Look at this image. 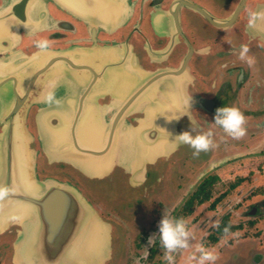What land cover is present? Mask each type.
Segmentation results:
<instances>
[{
    "label": "water",
    "instance_id": "obj_1",
    "mask_svg": "<svg viewBox=\"0 0 264 264\" xmlns=\"http://www.w3.org/2000/svg\"><path fill=\"white\" fill-rule=\"evenodd\" d=\"M48 2L86 22L93 36L117 30L131 12L130 0H12L0 10V54L7 53L0 56V94L5 96L0 115V238L14 236L13 264H106L113 253L110 225L76 186L41 179L38 154L48 164L72 166L82 179L106 177L121 159L126 161L123 131L130 129L125 116L135 107V98L168 73L133 70L138 65L128 45L18 49L21 30L30 34L50 24ZM255 13L253 38L264 48V3ZM50 89L59 103L43 102ZM108 95L113 103L101 104L99 99ZM118 97L124 99L118 103ZM157 103L143 106L148 114L138 136L131 137L138 147L134 177L146 172L147 163L175 150L178 133L163 126L173 114L167 104ZM33 106L34 133L28 122ZM157 120L160 130L154 126Z\"/></svg>",
    "mask_w": 264,
    "mask_h": 264
},
{
    "label": "flooded vegetation",
    "instance_id": "obj_2",
    "mask_svg": "<svg viewBox=\"0 0 264 264\" xmlns=\"http://www.w3.org/2000/svg\"><path fill=\"white\" fill-rule=\"evenodd\" d=\"M11 1L0 0V10ZM187 2L196 4L203 13L189 6ZM263 3L264 0H130L131 12L124 25L111 33L101 30L93 36L86 22L74 17L55 3L48 2L50 24L30 34L21 30L18 49L28 47L32 50L40 41L45 42L44 47L52 49L67 48L76 44L87 46L94 42L101 46L128 45L138 65L137 69L132 66L133 70L142 69L150 74L158 71L168 73L158 81L152 80L149 91L135 98V107L125 116L130 129L123 131L128 149L126 161L121 159L106 177L91 182L82 179L72 166L63 165L61 162H53L49 165L52 167L46 168L42 154H38L37 174L41 179L52 177L73 184L110 225L114 256L107 264H120L124 260L121 248L124 235L121 234L119 227L121 229L125 226L127 229L141 227L134 230L135 233L138 231L141 234L147 226L157 224L161 213L166 209L167 214H175L178 204L171 209L163 207V193H168L171 189L182 192L180 197H177L179 200L184 199L180 215L175 214L180 218H187L195 206L204 203L199 201L202 190L210 189V196L205 201L212 200L209 204L212 209L226 195L227 192H222L211 198L213 186L218 180V176L214 174L198 177L201 181L192 184L189 193L188 187L191 182L186 181L187 175L189 176L190 169L193 170L197 165L195 162L191 167L194 160L202 159V151L196 156L186 157V152H193V149L178 142L173 147L175 150L166 156L157 157L154 162L147 163L146 172H139L134 177L132 166L135 164L138 147L134 146V139L131 137L138 136L143 119L148 114L143 106L149 105L148 103L157 106L159 101L168 105L166 109L169 115L171 113L179 116L174 123L169 122L173 119L168 123L163 122L164 130L174 127L177 133L189 130L192 134L211 130L213 141L209 147L211 151L219 148L218 145L221 143L236 144L240 148L248 137H255L256 130L258 133L264 130V48L253 38V24L249 25L251 14ZM241 45L247 46L246 56L253 58L252 64L238 56ZM205 48L207 51H202ZM5 55L7 53L0 54ZM74 91H69V94ZM204 98L209 100L207 104L202 102ZM122 99L124 97H118L116 101L120 103ZM4 101L5 96L0 94V115ZM99 101L104 105L112 104L113 97L108 95ZM224 105L235 106L243 113L245 127L243 136L233 138L213 121L215 109ZM36 108L37 106H33L28 114L33 133L35 129L31 121ZM185 111L196 121V126L189 121L187 114H183ZM111 115V112L106 115L107 121ZM160 125L162 123L157 120L154 126L160 130ZM260 153H264V143ZM178 154H184L182 160L173 158ZM206 158L217 157L206 155L203 159ZM261 179L264 180V177ZM237 183H230L229 187L232 189ZM125 185L131 190V193L127 192L126 195ZM260 185H262L260 194L256 196L260 203L253 204L247 209L249 215L257 214L259 218L263 216L264 211V181ZM103 187L106 189L110 187L107 189L109 192L102 190ZM189 202V208H186ZM258 217L256 220L247 221L248 224H242L231 222L229 214H223L215 229L223 223L227 226V231L219 235L214 229L217 239L210 238L213 233H209V244H217L220 238L235 230L246 231L245 227L249 224L257 227L261 220ZM141 236L137 246L145 239L142 234ZM13 239L5 238L0 241V264H13ZM117 242L120 247L116 246ZM154 244L156 238L149 247L147 259L154 252ZM230 247L226 248L225 252L231 249L238 250L237 261L227 259L224 252L215 254L213 252L215 248H212L210 251L215 255V260L209 263L264 264V240L241 241Z\"/></svg>",
    "mask_w": 264,
    "mask_h": 264
},
{
    "label": "rangeland",
    "instance_id": "obj_3",
    "mask_svg": "<svg viewBox=\"0 0 264 264\" xmlns=\"http://www.w3.org/2000/svg\"><path fill=\"white\" fill-rule=\"evenodd\" d=\"M254 135L255 137L253 138L248 137L246 142H244L242 146H239L240 148H238L236 144L229 145L226 143H221V145H218L219 148L215 147L216 149L213 151H211L210 148L207 151H202V159L197 157L198 159L194 160L191 167L194 166L195 162H197V165L193 168V170L190 169V174L189 170H187L189 176L187 175L186 181L191 182L188 187L189 193L192 190L190 189L192 184L200 182L202 177L211 176L213 174L218 176V180L213 186V195L211 198L213 199L222 192L227 193L223 198H221V200H219V202H217L216 206H213V209L210 208L209 205L212 200L204 201V203L201 205L195 206L193 208V212L188 215L187 218H182L186 221V227L190 232L189 243L187 247L178 248L169 253L173 258L172 264H200L198 261L199 253L196 251V248L197 246L201 245L209 251L212 248H215L213 251L215 254L224 252L227 259L234 261L237 258L236 254L239 255V252L236 249H231L229 252H225V250H227L226 248H231L230 245L238 244L241 241L246 242L247 240L251 239H259V241L264 240V211L262 212L263 216H260L261 218H259L257 214L249 215L247 213V209L251 205H258V203H260L257 201L258 198L256 196L260 194L262 187L260 184L264 181L261 179L264 177V153H260V149L263 148L264 143V130L261 131V133H258V130H256ZM192 153L193 152H186L185 155L186 157H193L194 155ZM41 154L42 161L45 162L46 168L52 167L49 166L50 164L46 163L47 159L45 158L44 154ZM183 155L184 154H178L173 158L176 157L175 160L179 161L180 159L182 160ZM206 155L217 158L203 159L206 157ZM61 164L65 165L62 162ZM198 177L201 178L198 179ZM234 182L238 183L231 189L229 185L230 183ZM107 189H110V187ZM107 189L105 187L102 188V190L109 192ZM124 189L126 190L124 195H126L127 192L131 193V190L126 185ZM104 191H102V193H104ZM181 193L182 192L180 191L176 192V189H171L170 192L163 193V207L171 209L176 204H178L176 206L175 214L177 213V215H180V208L184 202V199L179 200L177 197H180ZM189 193H187V196ZM166 210L161 213L157 224L153 226L149 225L143 231L141 229V234L145 237V239L144 241H141L140 246H137V242H140V238L142 236L140 232L136 231L135 233L134 230H138L141 227L131 229L128 228L129 230L126 228V226L122 227V229L119 227V230L122 231L121 234L124 235L122 236L123 245L121 247L122 251L124 252V260L120 264H168V261L164 258V249L160 245L158 238L159 221L161 217L167 213ZM225 213L229 214V219L231 222H241L242 224H248L247 221L256 220L257 217L261 220L258 222V226H255V228L249 224L248 227H245L246 231H244V229L235 230V232L220 238L217 244H209L210 242L208 234L214 233L215 226ZM175 214H172L171 216L176 217ZM214 224L215 226H213ZM256 236H258V238H256ZM2 237L0 238V241L7 238L6 235L4 236V239H2ZM8 238L9 240H12L11 237ZM155 238L156 244H154V252L152 256L147 259L150 249L149 247ZM149 239H151V243H149ZM116 246L120 247L118 242ZM112 256H114V249ZM109 261L107 263H109ZM203 264L210 263L209 261H204Z\"/></svg>",
    "mask_w": 264,
    "mask_h": 264
},
{
    "label": "clouds",
    "instance_id": "obj_4",
    "mask_svg": "<svg viewBox=\"0 0 264 264\" xmlns=\"http://www.w3.org/2000/svg\"><path fill=\"white\" fill-rule=\"evenodd\" d=\"M257 14L252 13L251 16L255 17ZM252 19L249 20V25L252 24ZM45 42L40 41L38 46L43 48ZM202 51H207L203 49ZM247 46L241 45L238 50V56L241 59H246L248 64L253 63V58L246 56ZM54 87V86H53ZM43 102L45 104L59 103L58 99L54 95L52 89L47 90L43 95ZM190 104V100L188 101ZM183 114L188 115L189 121L196 126V121L192 116L185 111ZM182 114V115H183ZM177 115H172L167 117L168 119L178 118ZM213 121L218 124L228 135L233 138H239L245 134L244 125V115L243 113L235 106H220L215 109L213 114ZM212 132L211 130L207 132H199L192 134L189 130L181 131L176 134L173 141L178 143L187 144L193 149V155H198L201 151H207L212 145L213 141L211 139ZM215 226V224L213 225ZM224 231H227L225 227ZM190 232L186 227V221L180 217H172L169 214H165L161 217L158 225V238L160 245L164 249V258L168 261V264H172V256L169 254L178 248H185L189 243ZM151 243V239H149ZM196 251L199 253L198 261L200 264H203L204 261H213L215 260V255L207 250L204 246H197Z\"/></svg>",
    "mask_w": 264,
    "mask_h": 264
},
{
    "label": "trees",
    "instance_id": "obj_5",
    "mask_svg": "<svg viewBox=\"0 0 264 264\" xmlns=\"http://www.w3.org/2000/svg\"><path fill=\"white\" fill-rule=\"evenodd\" d=\"M200 193L202 194V196H201V198H200L199 201H205V200H207L208 197L210 196L211 191H210V189H205V190H202ZM189 205H190V202L186 205V208H189ZM225 227H227V226H226L225 224L221 223V224L215 229V232H216L217 234H219V235H222V234H224V232H225V231H224ZM215 232L210 236V238H212L213 240L217 239V236H216V233H215Z\"/></svg>",
    "mask_w": 264,
    "mask_h": 264
}]
</instances>
